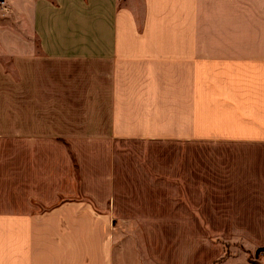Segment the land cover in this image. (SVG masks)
<instances>
[{"label": "crops", "instance_id": "crops-1", "mask_svg": "<svg viewBox=\"0 0 264 264\" xmlns=\"http://www.w3.org/2000/svg\"><path fill=\"white\" fill-rule=\"evenodd\" d=\"M250 257L264 0H0V264Z\"/></svg>", "mask_w": 264, "mask_h": 264}, {"label": "rangeland", "instance_id": "rangeland-1", "mask_svg": "<svg viewBox=\"0 0 264 264\" xmlns=\"http://www.w3.org/2000/svg\"><path fill=\"white\" fill-rule=\"evenodd\" d=\"M12 85H13V84H12ZM14 98H16V100H17V96H15ZM138 149H144V148L140 147L139 144L131 145L130 147H128V146H126V145L124 146V150H125V151H126V150H128V151H130V152L133 151L134 153H135V151L138 150ZM132 155H136V154H132ZM250 259H251V262H253L254 264H259L258 261H257L258 258H255L256 261H253V260H252L253 258H251V257H250Z\"/></svg>", "mask_w": 264, "mask_h": 264}]
</instances>
